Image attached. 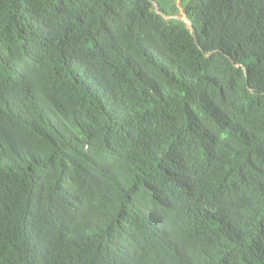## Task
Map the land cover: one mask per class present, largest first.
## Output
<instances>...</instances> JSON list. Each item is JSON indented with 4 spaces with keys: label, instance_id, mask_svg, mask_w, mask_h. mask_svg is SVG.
Listing matches in <instances>:
<instances>
[{
    "label": "trees",
    "instance_id": "16d2710c",
    "mask_svg": "<svg viewBox=\"0 0 264 264\" xmlns=\"http://www.w3.org/2000/svg\"><path fill=\"white\" fill-rule=\"evenodd\" d=\"M0 264H264V0H0Z\"/></svg>",
    "mask_w": 264,
    "mask_h": 264
},
{
    "label": "rangeland",
    "instance_id": "374dc122",
    "mask_svg": "<svg viewBox=\"0 0 264 264\" xmlns=\"http://www.w3.org/2000/svg\"><path fill=\"white\" fill-rule=\"evenodd\" d=\"M167 1L172 6L180 4V0H167ZM154 8L157 10V7L155 6V4H154ZM164 17L167 20H175L178 22H182L186 27H189V23L184 15V12L181 6L178 7V11L174 15L164 16Z\"/></svg>",
    "mask_w": 264,
    "mask_h": 264
},
{
    "label": "water",
    "instance_id": "95a60500",
    "mask_svg": "<svg viewBox=\"0 0 264 264\" xmlns=\"http://www.w3.org/2000/svg\"><path fill=\"white\" fill-rule=\"evenodd\" d=\"M135 2L146 3L149 0H134Z\"/></svg>",
    "mask_w": 264,
    "mask_h": 264
}]
</instances>
